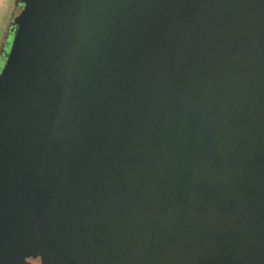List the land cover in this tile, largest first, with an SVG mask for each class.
<instances>
[{
    "label": "water",
    "instance_id": "obj_1",
    "mask_svg": "<svg viewBox=\"0 0 264 264\" xmlns=\"http://www.w3.org/2000/svg\"><path fill=\"white\" fill-rule=\"evenodd\" d=\"M22 4L0 264H264V0Z\"/></svg>",
    "mask_w": 264,
    "mask_h": 264
},
{
    "label": "flooded vegetation",
    "instance_id": "obj_2",
    "mask_svg": "<svg viewBox=\"0 0 264 264\" xmlns=\"http://www.w3.org/2000/svg\"><path fill=\"white\" fill-rule=\"evenodd\" d=\"M22 0H4L3 9H6V13L3 14L4 22L0 24V69L6 58V54L11 44V38L13 35L15 17L19 14L18 11L22 10ZM11 11V15L8 12Z\"/></svg>",
    "mask_w": 264,
    "mask_h": 264
},
{
    "label": "rangeland",
    "instance_id": "obj_3",
    "mask_svg": "<svg viewBox=\"0 0 264 264\" xmlns=\"http://www.w3.org/2000/svg\"><path fill=\"white\" fill-rule=\"evenodd\" d=\"M3 2L4 0H0V24L4 22V17H3V14L6 13V9H3ZM20 10L18 11V13L20 14ZM13 13V12H12ZM11 11L8 12V15H11L12 14Z\"/></svg>",
    "mask_w": 264,
    "mask_h": 264
}]
</instances>
